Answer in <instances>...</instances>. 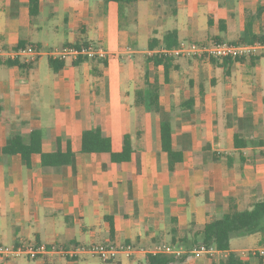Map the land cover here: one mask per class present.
Masks as SVG:
<instances>
[{
    "label": "crops",
    "instance_id": "0c3cea01",
    "mask_svg": "<svg viewBox=\"0 0 264 264\" xmlns=\"http://www.w3.org/2000/svg\"><path fill=\"white\" fill-rule=\"evenodd\" d=\"M246 25L264 35V0H138L134 8L39 0L35 16L29 0H0V48L91 43L106 54L63 62L58 72L46 59L0 62V244L181 246L184 228L219 219L231 201L241 211L263 201L264 52L237 60L172 59L167 81L163 66L147 60L171 31L177 43L198 41L199 33L203 42L237 43ZM155 78L159 112H146L137 93ZM164 120L182 158L172 170L161 147ZM94 127L111 138L114 151L128 134L131 160L118 164L108 155L81 153V135ZM34 132L43 153L69 149L72 162L48 167L39 153L27 162L4 153L10 138L27 143ZM246 237L236 246L231 238L228 252L188 253L178 264H217L229 252L245 251L249 264H264V234ZM145 256L120 254L104 263L53 254L0 264H143Z\"/></svg>",
    "mask_w": 264,
    "mask_h": 264
},
{
    "label": "trees",
    "instance_id": "16d2710c",
    "mask_svg": "<svg viewBox=\"0 0 264 264\" xmlns=\"http://www.w3.org/2000/svg\"><path fill=\"white\" fill-rule=\"evenodd\" d=\"M104 5L110 2L125 4L134 8L138 0H101ZM39 0H29L30 15L35 16L38 12ZM211 23V22H210ZM220 31L225 32L223 22H219ZM177 32L171 31L165 34L163 38V46L166 49L175 47ZM264 43V35L256 36L250 33L249 26L246 25L244 32L237 43L252 44ZM27 46L36 47V45H18L12 49L24 48ZM154 48L155 45L150 46ZM173 58L154 56L148 61H152L154 66H163L164 80H168L169 63ZM231 60V59H224ZM237 60V59H235ZM93 61V60H92ZM83 60L73 62L80 64ZM53 72H58L63 67V62H49ZM147 77V74L145 75ZM147 79V78H146ZM158 81L154 79L152 83L146 82V88L137 93L139 106L143 107L146 112H159L158 107ZM160 140L162 152L166 155L169 169L172 170L176 163L181 162V153L173 149L172 131L170 122L161 121L160 124ZM42 137L39 133H31L27 143L22 141L19 136L10 138L8 145L4 148L6 154H20L27 162L30 155L39 153L43 166L61 167L69 165L75 154L71 150L62 152L60 149L53 153H43L41 151ZM80 152L88 154H104L108 155L113 163H127L131 160L133 154L130 136L125 134L122 139V146L119 151H114L111 138L104 135L99 127L84 131L81 135ZM137 172L139 173V160L137 159ZM257 233L264 234V200L255 203L251 209L238 210L234 202L229 203L228 211L219 219L208 221L199 229H194L193 224L183 229L182 237L178 240L186 250H191L199 245L213 247L220 252H228L229 240L232 237L249 236ZM186 258V255L174 256L167 254H147L143 264H178ZM263 259L264 257H260ZM249 255L243 256L238 253L229 252L225 258H219L217 264H249Z\"/></svg>",
    "mask_w": 264,
    "mask_h": 264
},
{
    "label": "built area",
    "instance_id": "2783aa9c",
    "mask_svg": "<svg viewBox=\"0 0 264 264\" xmlns=\"http://www.w3.org/2000/svg\"><path fill=\"white\" fill-rule=\"evenodd\" d=\"M264 52V43L252 44H230L227 42H214L211 44H198L195 41H180L175 47L166 49L160 47L148 51L149 57H167L173 59H192V60H224L240 59L243 57L255 55ZM105 52L91 43L81 45H66L62 47L42 48L27 46L24 48L5 49L0 48L1 63H21L30 64L40 59H46L50 62H76L78 60L88 61L96 58H104ZM220 251L213 247L199 245L191 250H186L176 245H157L153 248H136L130 244H113L112 242L94 243L90 245H77L69 248L55 244H17L6 246L0 244V261L12 260L16 258L36 259L43 255L57 254L69 259H75L80 256H96L102 262H112L120 254L132 256L137 254H167L182 256L184 254H193L194 256L207 255L213 257ZM249 252H244L246 256ZM263 255V254H262ZM264 256V255H263Z\"/></svg>",
    "mask_w": 264,
    "mask_h": 264
},
{
    "label": "rangeland",
    "instance_id": "374dc122",
    "mask_svg": "<svg viewBox=\"0 0 264 264\" xmlns=\"http://www.w3.org/2000/svg\"><path fill=\"white\" fill-rule=\"evenodd\" d=\"M202 33H199L196 38L198 39V41H195L196 43L198 44H211V42H203L204 40L201 39L200 35ZM227 42V43H230V44H244V43H232L230 41H227V40H220V41H213L212 43H216V42ZM263 62H264V59H263ZM260 74L262 76V79L264 80V63L261 65V68H260ZM124 86H127L128 84V81L124 80ZM142 83V81H141ZM137 108V107H136ZM141 110V109H140ZM246 236H242V237H232V245L236 246V245H242L245 240H246ZM230 241V240H229ZM114 244V243H113ZM245 252H249V251H245ZM251 252V251H250ZM137 254V253H136ZM261 254L264 255V250L261 252ZM249 255V254H246V256ZM263 255H261L262 257H264ZM100 264H103V263H100Z\"/></svg>",
    "mask_w": 264,
    "mask_h": 264
}]
</instances>
